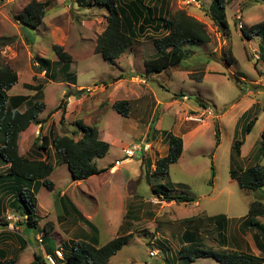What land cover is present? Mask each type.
Segmentation results:
<instances>
[{
	"label": "rangeland",
	"instance_id": "374dc122",
	"mask_svg": "<svg viewBox=\"0 0 264 264\" xmlns=\"http://www.w3.org/2000/svg\"><path fill=\"white\" fill-rule=\"evenodd\" d=\"M30 1L3 0L0 2V64L7 65L11 69L21 67L23 64L28 67L31 56L36 53L43 58L55 59L51 46H61L73 58L70 62V69L76 75L78 84L85 87L81 93L85 97V100L81 102L83 107L74 114V117L73 115L69 117L70 121L74 120L75 124L88 113H93L92 118L97 120L93 123L94 126L100 130L106 129L124 144L139 142L141 134L147 131L148 138L154 145L152 156L148 159L153 167L150 166L148 169L146 160V163H143L144 167L139 171L141 162L134 158L130 164L122 165L119 172L112 175L113 185L116 187L122 185L120 175H123L129 182L131 181L126 188L129 199L124 222L130 223V228L127 230L131 231L132 239L109 259V264H219L213 258L187 262L178 256V251L183 244V234L189 224L186 219L190 218L202 221L201 226L200 223L194 224L200 227L201 245L215 251H223L224 248L219 244L212 222H205L206 219L219 216L222 219L225 218L227 228L225 238L227 237L229 243L237 244L239 247V249L236 248L237 250L252 256L250 245L254 248V243L251 235L257 233V230L245 225V220L252 202L259 200L264 205V187L255 192L240 190L230 179L229 173L231 168L243 170L255 164L264 167V157L258 159L260 135L264 128V100L261 103V100L249 94L251 87L248 83L252 77L258 78L257 71L263 66L259 62L254 70L256 63L251 60V50L254 48L256 53H264V41L261 37L250 35L249 28L262 22L264 0H226L225 42L222 41V34L218 32L211 19L205 15L212 0H196L198 5H186L187 0H168L169 17L178 10L195 15L201 18V23L205 25L211 37V45L204 46L202 50L201 47L193 48L194 51H201L202 55L190 59L194 61L188 63L194 71L190 79L183 74L184 68H181L180 72L172 68L150 79L144 72L142 73L144 65L140 57L133 65L127 60L110 64L104 61L101 55L94 54L92 46L105 28V17L107 16L105 7L94 2L92 6L85 8V4L78 6L73 0H42L49 5L45 23L36 30L28 29L31 34L29 35L23 31L21 24L15 20V16ZM242 33L249 35L250 40H244ZM154 35L151 34L147 39H141L145 42L140 50L144 57L150 58L152 44L149 38ZM35 39L39 43L34 49ZM29 40H33V44H30ZM258 43L260 46H257ZM135 50L137 48L133 47L132 51L135 52ZM232 58H234L232 64H226V61H231ZM205 64L208 69L214 68L217 73L207 74L200 82L194 81L202 77ZM184 66L187 67V64ZM32 71L35 74L34 80L31 81L32 84L47 83L44 78L40 77L41 73L35 67H32ZM49 71L54 74L55 80L66 76L64 70L53 72L52 66L49 67ZM118 72L124 73V78L128 82L130 73L139 78L143 75V78L148 80L149 92L143 91L144 105L145 109L149 108V112H151L150 107L155 108L149 115L143 116L139 128H134L135 119L133 117L127 120L117 116L112 109H106L107 100L105 97L101 98L100 93L107 86L108 81L116 74L118 75ZM234 74L236 77L243 76L246 83L239 84L233 79ZM101 81L107 83L103 85ZM133 83L137 82H130V84ZM139 85L144 86L141 83ZM124 86L128 90H135L131 85L129 88L126 83H123ZM100 87L103 89L99 90ZM70 92L72 91L68 87L60 86L56 82H51L44 90L42 89L47 109L41 114V119H46V122H53V124L59 122L61 111L53 114L52 111L54 106L64 99L63 94L68 95ZM180 92L185 96V101H182L178 94ZM124 95V91L118 93L115 102L120 98H125ZM136 95L138 97V94ZM134 97L136 96H128L131 99ZM196 97H201L208 104V110L213 117L204 116L202 122L195 123L194 127L199 128L196 137L188 146H185V149L183 147L180 159L169 167L167 175L164 177L151 175L157 160L167 153L168 147L164 141V134L178 137L183 134V128L189 123L185 122L181 125L180 117L184 114L187 116L193 114L189 110L197 108ZM257 101L258 105H256ZM249 104L255 105L245 115L244 109L252 106ZM88 106H90L89 109ZM250 122L253 125L246 132L245 126ZM215 125H218L219 130L218 147H216L214 137ZM69 129H73L72 124ZM58 130L59 132L63 130V126H60ZM235 141L242 142L240 159L231 156L232 144ZM185 142L187 144L188 139H185ZM115 156L117 159H122L120 151L116 148L111 151L106 160L98 161L97 166L114 160ZM56 173L59 172L56 170ZM147 173L148 176H146ZM60 181L61 184H66V177L65 181L60 177ZM94 184L95 182L91 184L83 182L76 190L78 199L74 204L84 217L93 218L91 224L100 226V216L107 210V203L111 201H108L106 193H98V198H95L96 202H93L90 196L82 194L83 192L88 194V190H91ZM160 186L167 190L170 196H185L192 198L194 202L189 204L166 202L162 198L163 193ZM59 188L64 190L65 185ZM44 193H47L46 190ZM44 193L40 197L41 206L54 209L53 203H47V195ZM51 195L54 197L56 193H51ZM49 198L51 199L50 195ZM71 217L75 216L71 215ZM257 222L263 223L264 217ZM49 225L50 223H46L45 226L49 227ZM82 227L85 226L81 223L80 229ZM18 235L27 238L29 244L27 248L31 249V252L42 253L39 249L42 244L37 239L34 240L36 231L25 230ZM49 237L53 240L51 236ZM232 237H235V241ZM112 238L114 237L102 233L99 244L104 245ZM28 249L22 256L24 259L27 258V253H30ZM152 250L157 251L154 257L149 256ZM232 250L235 249L232 248ZM224 251L232 252L230 245L227 244ZM255 254L259 255L256 250ZM44 259H46V264H49L47 258ZM254 262L264 264V255H259ZM23 263L24 261H21L19 264Z\"/></svg>",
	"mask_w": 264,
	"mask_h": 264
},
{
	"label": "trees",
	"instance_id": "16d2710c",
	"mask_svg": "<svg viewBox=\"0 0 264 264\" xmlns=\"http://www.w3.org/2000/svg\"><path fill=\"white\" fill-rule=\"evenodd\" d=\"M3 0H0L2 2ZM92 2L105 7L107 11L106 27L104 31L96 38L94 53L101 55L104 61L114 64L122 54H124L137 39L138 33L144 31L146 26H151L155 34L151 37L152 45L156 51L153 58L144 61L146 75L158 74L169 68L178 67L183 61L191 56L188 47L206 45L211 42V37L203 23L189 16L185 11H176L170 19L162 17L154 19L152 10L145 6L143 0H86V6H92ZM226 0H212L208 11V16L216 29L222 36L226 37L227 22L225 20ZM46 4L31 0L26 7L15 16V20L26 29H36L45 16ZM140 22V23H139ZM138 25V26H137ZM163 31V32H162ZM250 35L264 39V18L262 22L249 28ZM242 38L250 40V36L242 33ZM51 51L57 58V63L62 65L60 71H67L71 57L63 50L61 46H51ZM262 62L264 63V53L260 52ZM38 64V68L45 70V75L49 78L50 61L46 59L33 58ZM231 65V61H226ZM258 61L255 64V69ZM259 72V71H257ZM52 80H54V77ZM239 84L236 76H233ZM16 73L7 65L0 64V135L3 137V145L0 147V161L9 164L5 174L0 175V182L11 180L12 186L17 188L16 203H20L15 212L21 217L17 223L23 227L32 230L37 229V216L35 215L36 199L35 195L38 189L43 186L51 191L53 185L48 179L52 173V165L47 161H30L18 152V140L20 133L24 132L31 124H41L46 119H39V115L44 111L42 102V86L34 88L35 95L26 102L25 110H9L7 105L6 91L17 83ZM84 90L78 91L81 94ZM61 100L59 106L52 111H61L60 124H63L65 113V98ZM112 109L126 117L128 115L129 103L127 101H117L112 105ZM49 114L47 115V117ZM46 117V118H47ZM253 123L245 126L248 132ZM79 138L74 134L58 135L50 129V136L36 139L35 144L39 149L45 150L50 145L60 158L61 162L68 168L72 181H84L92 176L107 171V168L97 169L96 161L106 156L109 145L101 141L98 137L97 129L94 126H85L79 122L75 123ZM215 144L219 145L218 125H215ZM164 141L167 144V153L163 158L157 160L154 171L151 175L164 177L168 174L171 165L176 164L183 151L182 139L171 134H164ZM242 142L235 141L232 144L231 156L240 159V149ZM259 158L264 157V129L260 135ZM148 164V169L150 168ZM149 174L147 173L146 176ZM230 179L234 181L240 190L255 192L264 187V167L255 164L246 169H230ZM163 194L162 198L166 202L193 203L194 200L185 196H170L168 191L160 186ZM24 216V217H22ZM256 217H264V205L259 200L254 201L249 206L245 225L253 227L257 233L251 235L255 248L264 254V222L262 224L255 221ZM221 220V221H219ZM189 223L182 237V246L178 251V256L187 261L193 262L197 259L213 258L219 264H257L254 262L257 258L242 252L215 251L211 248L202 246L199 238V231L202 221L186 219ZM205 222L214 226L219 244L223 246L225 241L224 232L226 231L225 218L212 217ZM200 223L199 225H194ZM7 225V224H6ZM195 238L197 240H195ZM21 239V238H20ZM132 234L120 235L100 247H94L84 241L74 242L70 253L63 255V258H55V251L49 253V257L55 264H108L109 259L116 255L130 240ZM41 242L47 244L48 239L43 238ZM22 241V239H21ZM24 244V242H23ZM16 257L9 260H0V264H15ZM29 264H46V259L40 253L33 254V260Z\"/></svg>",
	"mask_w": 264,
	"mask_h": 264
},
{
	"label": "crops",
	"instance_id": "0c3cea01",
	"mask_svg": "<svg viewBox=\"0 0 264 264\" xmlns=\"http://www.w3.org/2000/svg\"><path fill=\"white\" fill-rule=\"evenodd\" d=\"M37 1L46 4L45 16L42 20V23L39 25V26H42L45 23V17L47 14L46 12H47V8L49 5L46 1H42V0H37ZM73 1L78 6H82L84 5V1L86 0H73ZM143 3L145 6L149 7L152 10V16L154 19L162 17L168 20L171 18L169 17V13H168V6H169L168 0H143ZM86 7L88 6L85 5V8ZM188 15L195 18L196 20L200 22L202 21L201 18L195 15H191L190 13ZM239 17L241 18V16ZM105 23H106V20H105ZM22 28L25 33L27 32L29 35H31L28 32V29H26L23 26ZM151 34H154L151 30V26L150 27L146 26L143 32L138 33L137 39L133 41L131 47L124 54H122L117 60H115L114 64L115 62H120V60L121 61L127 60L130 62L131 65H133V63L137 60V58L140 57L144 65L145 60L153 58L156 54V51L153 45L150 47L151 48L150 58L144 57L142 55V52L140 51L141 48L143 47V44H145V42H143V40L141 39H147L148 36L149 37L151 36ZM29 41H30V44H33V40H29ZM149 41H151V39ZM222 41L225 42L224 36H222ZM262 41H264V39H262ZM38 43L39 42H37V40L35 39L34 44H33L34 49L36 45H38ZM259 43L257 44V46H260L261 43L260 44ZM207 45L209 46L211 45V43H208L206 45L196 46V47H201V50H202V48ZM94 46L95 44L92 46L93 53H94L93 51ZM133 47L137 48L135 52L132 51ZM193 48L194 47H188L191 53V56L185 61H183L178 67L174 68L176 72H180V69L184 68L183 74L186 75L189 79H190V75L192 74V72H194L193 70H191V67H189L188 65L189 61H193L190 59L191 58L195 59L198 56L202 55L201 51L199 50L198 52L194 51ZM215 51L216 50H214V52ZM257 53H256V49L253 48L251 50V53H250L252 56L251 60H253L254 63L258 61V63L260 62L263 66L261 70L257 72L258 78L252 77L250 81L248 82L251 87L249 94L253 95L256 99L262 101L264 100V63L262 62V57L260 56V53L258 54ZM68 55L71 57V61H72L73 59L72 56L70 54ZM34 57L40 58V59H46L50 61V64L53 67V72H55L56 70L60 72L62 68V65L57 63L58 60L56 56H55V59L54 58L48 59V58H43L42 56L36 53V55L31 56V60L28 63V67H25L23 64V66L21 67L12 69L16 73L18 81L15 85H13L9 90L6 91L7 105H8L9 110L11 111L17 110L19 112H23L25 110L26 102L35 95L36 92L34 88L37 87L38 85H41L43 87L42 89L44 90V88L48 84H50L51 82H56L60 86L68 87V89L72 91L67 95V97L64 100L65 101V113H64L63 125L60 124L59 122L53 124V122H46V121L41 124H31L24 132L20 133L19 140H18V152L21 156H23L24 158L30 161H47L48 163L52 165L53 170L48 179L52 183L53 189L49 191L45 187L41 186L35 195V199H36L35 215L37 216L38 223H37V229L33 231H36L34 240L36 239L40 240V242L39 241L38 242L42 244L39 248L42 250V253L40 254H42L44 258H47L49 257L50 252L55 251V258L57 259V261H59V259L63 258L64 253L65 254L70 253V249L74 242L84 241L86 243L91 244L94 247H100L102 245L99 244L100 242L99 239L102 233L111 235V237H114V238L120 235L131 234V231L127 230L130 228V223L124 222L125 217H126L125 214H126V209H127V202L129 199L126 188L131 181L129 182L128 180H126V178H124L123 175H120V179L122 180V185L120 187H116L113 185L114 178L112 177V175H114L116 172H119V168L122 165L130 164L132 160L125 161V162L123 161L122 164L118 166H114V162L120 160V159H117V156H115L114 160L107 162L106 164L102 166H97V162L98 161L102 162L106 160V158L109 156V154L114 148L118 149V151H120L122 155L123 148L129 146L130 144H124L119 139L114 138L106 129L100 130L99 128H96L93 123H95L97 120L92 118L93 113H88L83 119L82 118L79 119L78 122L85 126H94L97 129L99 139L109 145V150L106 156L102 159L97 160L95 163L97 169L107 168L108 169L107 171L101 174L92 176L84 181L74 182L72 181V178L70 176L67 166L61 162L60 158L56 155L55 151L50 145H48L45 150L39 149L37 144H35L36 139L42 140L44 137H49L51 126H53L52 132H55L59 136L60 135L70 136L71 134H74L75 138H79L81 136V133L78 132L75 127L74 120L70 121L69 117L72 115L74 117V114L79 112L81 107H83V103L81 102L85 100V97L84 95L76 94V93L82 89H85V87L78 84L76 75H74L71 72V69H70L71 63H69L67 71L64 73V75L66 76H62V78L58 77L57 80H55V78L54 80H52L51 76H53L54 74L49 72V78H47L45 75V70H41L40 68H38V64L36 63V61L35 62L33 61ZM186 64H187V67L184 66ZM32 67L33 68L35 67V69L39 71V73H41L40 77L44 78L47 81V83H43L44 85L42 84L34 85L31 83V81L34 80L35 78V74L32 71ZM169 69H172V68H169ZM254 70L256 69L254 68ZM165 71H162L161 73H158V74L146 75L145 69H143L142 73L144 72L145 75L148 76L147 78L151 79V78H154V76L161 75ZM209 73H217V72L214 68L210 67V69H208L205 64V66L202 69V77L199 80H194V81L200 82L201 79L203 77L205 78L207 74ZM235 75L236 74H234V76ZM237 78L240 83H246V80L243 76L238 75ZM129 79L130 81L128 82L124 78V73L118 72V75L116 74V76L111 78V80L108 81V83L106 81H101L103 85L107 83V86H105L104 89L100 87L101 89L99 90L103 89L100 95H101V98L105 97L107 100L106 109H109V108L112 109V105L115 103L117 94L120 93L121 91H124L125 95L123 97L125 96L126 97L120 98L118 101H127L129 103L128 115L124 117L118 114L117 112H115L113 109L112 110L115 112L117 116H121L123 118H126L127 120L129 117H133L135 119V123H133L134 128H137V127L139 128L141 126L143 116L146 114L149 115L154 110L155 107L154 106L153 108L150 107L151 112H149V108L145 109V105H144L145 94L143 93V91L146 90L149 92V89L147 88L148 80L143 78V75H141V78H139V76H135L132 73H130ZM131 81H136L137 83L130 84ZM123 83H126L127 86L129 85L128 86L129 88H131V86L134 87L135 90H128V88H126L125 86L123 87ZM140 83L143 84L144 86L139 85ZM138 91L140 93H138ZM73 92L75 93L73 94ZM42 94H43L42 102L45 106L43 112L45 113V110L47 108L44 103V93ZM136 94H138V97ZM178 94H180L182 101L186 100L185 96L182 95L181 92ZM65 95L66 94H63V96ZM133 95H135L136 97H134L133 99L128 98V96H133ZM175 97H178V96L175 95ZM74 98L76 99L74 100ZM196 102L198 105L197 108L195 109L191 108L189 110V112L193 113L192 115H196L199 112L201 113L203 110H208V107H209L208 104L201 97H196ZM261 103H263V101ZM59 104L57 106H54V109H56L59 106ZM250 105L252 104H249V106ZM253 105L250 108L244 109L245 115L248 113V111L251 110ZM256 105H258V101ZM90 106H88V109ZM58 111L55 113H58ZM41 114L38 117L39 119H41ZM188 117L190 116L189 115L187 116L186 114H184L182 117H180L181 120L179 121L181 125L184 124L185 122L189 123L188 126L183 128V134H181L180 136V138L183 139L182 142H183L184 149H185V146H188L189 143L196 137L197 132L199 130V128L194 127L196 125L194 122L188 120ZM71 124H72L73 129H69V126ZM60 126H63V130L59 132L58 129L60 128ZM148 127L150 128V126ZM185 139H188L187 144L185 142ZM139 142L148 143L150 145V150L148 153L143 155V157L141 158L139 157L136 158L139 162H141L140 169H139V171H141L142 167H144L143 163L144 162L146 163V160H147L146 166L148 167V164H150L148 159H150L152 156V153L154 151V145H153V142L149 140L147 131L141 134L139 138ZM2 145H3V137L0 135V147ZM8 168H9V164H6L0 161V175L5 174ZM56 170L59 173H56ZM105 176H109V177H105ZM60 177L64 178V181L66 177V184H61ZM83 182H88V184H91V182H95L92 189L88 190V194H86L85 192L82 193V191H80V193H82L83 195L90 196L93 202L97 201V199L95 198H98L97 196L98 193L99 194L106 193L108 201H111V203H107V210L100 216V220H99L100 226H94L93 224H91V221L93 218L84 217L80 213V211L75 207L74 203H76L78 199V194L76 190L77 188L81 186ZM61 185H65L64 190H62V188H59ZM44 190H46L47 193H44ZM16 192H17V188L15 186H12L11 180H6V181L4 180L0 182V260L4 261V260L12 259L13 257H16L15 264H19L21 261L22 262L24 261L23 264H29L33 260L34 251L31 252L30 251L31 249L27 248L29 245L27 238H22L21 236L18 235V233H21L25 230H32V229L23 227L20 224L16 223L14 225L16 231L11 230L10 229L11 224L5 221V217L9 214L18 215L15 212V210H18L20 203L15 202L17 199ZM43 193L47 195V203H53L54 209L52 208L48 209L47 207L41 206L40 197ZM51 193L53 194L56 193V195H54L53 197ZM49 195L51 196V199L49 198ZM71 215H74L75 217H71ZM262 218L263 217H256L255 221L257 222L259 219H262ZM46 223H50L49 227L45 226ZM81 223L85 227H82L80 229ZM257 223H260V222H257ZM65 224L67 225L65 226ZM12 231H15V232H12ZM120 233H123V234H120ZM224 235H225V232H224ZM49 236H51L53 240ZM20 238L22 239V241ZM43 238L48 239L47 244H44V242H41L42 241L41 239ZM114 238H112V240ZM232 239L233 241H235L234 240L235 237H232ZM224 244L226 245V246H222L224 250L228 244L230 245V250L232 252L233 251L241 252L236 249L238 247L237 244H233V242L229 243L227 237L225 238ZM232 248H234L235 250H232ZM26 249H28L30 253H27L28 256L27 258L24 259V257L22 256L24 255V252ZM255 250L259 253V255H261L260 252L255 248V245H254V248L250 245V251L253 254L252 256L255 258H259V255L255 254ZM242 253H245V252H242Z\"/></svg>",
	"mask_w": 264,
	"mask_h": 264
},
{
	"label": "built area",
	"instance_id": "2783aa9c",
	"mask_svg": "<svg viewBox=\"0 0 264 264\" xmlns=\"http://www.w3.org/2000/svg\"><path fill=\"white\" fill-rule=\"evenodd\" d=\"M186 5H198V2L196 0H187L185 2ZM239 28H241L240 25H238ZM206 116L207 118H212L213 114L209 111V110H203L201 113L196 114V115H190V117H188L189 121H192L194 123H199L203 121V117ZM150 150V145L148 143H143V142H137V143H132L127 147H124L122 150V159H120L119 161H115L114 162V166H118L120 164H122V162L124 161H130L134 158H141L143 157V155H145L146 153H148ZM6 222H9L11 224L10 229L11 230H15L14 225L16 223H18L21 220V217L18 215H12L9 214L5 217ZM40 242V240H38ZM157 254V251H150L149 252V256L150 257H154ZM47 261L49 262V264H55L54 261L50 258L47 257Z\"/></svg>",
	"mask_w": 264,
	"mask_h": 264
}]
</instances>
